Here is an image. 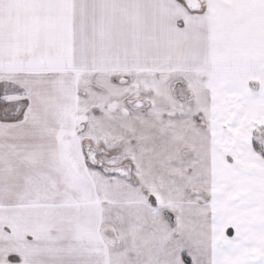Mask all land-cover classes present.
<instances>
[{
	"label": "snow or ice",
	"instance_id": "1",
	"mask_svg": "<svg viewBox=\"0 0 264 264\" xmlns=\"http://www.w3.org/2000/svg\"><path fill=\"white\" fill-rule=\"evenodd\" d=\"M0 264H264V0H0Z\"/></svg>",
	"mask_w": 264,
	"mask_h": 264
}]
</instances>
